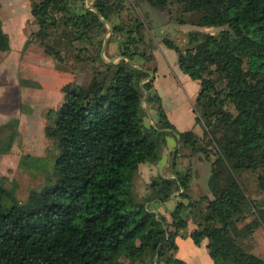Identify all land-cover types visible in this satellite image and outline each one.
Here are the masks:
<instances>
[{"label": "trees", "instance_id": "obj_1", "mask_svg": "<svg viewBox=\"0 0 264 264\" xmlns=\"http://www.w3.org/2000/svg\"><path fill=\"white\" fill-rule=\"evenodd\" d=\"M145 1L160 9L176 4L180 14L197 12L196 24L218 27L216 33L188 31L184 50L163 39L180 68L199 81L193 110L202 133L177 130L169 121L150 77L147 26L134 5L31 0L39 27L33 34L56 67L71 70L64 60L89 62L92 76L86 84L64 85L62 102L46 113L45 135L58 149L50 170L40 165L43 156H24L44 171L42 184L21 200L0 177V264H127L128 252L142 262L150 256V264H188L175 254L177 236L196 244L206 239L213 264H264L241 241L264 226V0ZM106 20L119 36L117 60L100 54ZM8 48L0 19V49ZM149 105L155 120L146 125ZM18 123L15 116L0 123V154L17 139ZM171 134L189 154L204 152L205 138L212 145V196H190L191 166L175 168L177 148L170 151L172 175L152 177L137 194L139 164L158 160ZM177 190L170 218L152 207ZM187 219L193 225L182 232Z\"/></svg>", "mask_w": 264, "mask_h": 264}, {"label": "rangeland", "instance_id": "obj_2", "mask_svg": "<svg viewBox=\"0 0 264 264\" xmlns=\"http://www.w3.org/2000/svg\"><path fill=\"white\" fill-rule=\"evenodd\" d=\"M125 1L137 8L138 14L145 21L147 29L151 28L154 19L159 20L161 18L160 24H163L162 27L167 30L171 28L170 23L172 21L179 22L177 20L179 15L183 19L182 22L190 23L191 29L188 28L186 32L177 30L175 34H172V32L166 31V35L161 36L162 41L165 38L171 39L182 50L188 46V31L199 30L216 33L218 30V27L196 24L198 13L185 12L180 14L179 6L176 4L163 9L152 7L150 11L153 12L147 15L145 0ZM85 2L90 4L91 0H85ZM154 11L158 14L157 17ZM0 19L2 28L9 36V48L7 50L0 49V123L12 116L19 119L17 139L7 153L0 154V177L6 189H13L15 195L22 200L31 188H38L45 177L44 171L37 170L32 165L30 158L34 157L24 158V156H43L44 161L40 165L43 164L44 168L49 171L52 163H54L55 154L58 152L55 139L45 135L44 127L47 122L46 113L48 109H55L62 102L64 85L86 84L92 76V71L90 63L84 61L73 64L71 60H64L60 63L62 66L71 68V70H62L56 67L55 60L46 54L40 45L41 36L33 34L39 27L31 15V0H0ZM106 26L104 38L107 37L108 39L110 35L113 37L110 41H106L102 52L103 58L105 60H117L119 57L115 59L113 54L117 51L115 47L118 44L119 36L108 31V25L106 24ZM26 41L28 42L26 43ZM149 45L151 48L153 47L151 42ZM102 46L103 43L101 49ZM71 65L73 66L71 67ZM146 105L142 101V106L146 107ZM153 122V119L148 118L147 114L145 124L148 125ZM175 143V147L180 152L176 157L175 168H179L184 159L191 166L190 196L193 198L204 194L212 196L208 186L211 162L214 159L212 145L205 138L199 143V146L206 147L203 148L204 152L200 149L189 154L191 151L189 147L184 146L179 140H175ZM135 187L138 195L145 192L142 183H135ZM180 190L174 191L175 194H178ZM169 204L171 203L169 202ZM168 217L170 218V216ZM182 224L181 230L183 232L192 227L193 221L187 219ZM241 241L250 251L264 257L263 225L256 227ZM181 254L189 259L188 264H205L206 260L211 258L206 245L205 247L200 246V250L197 252L182 249ZM149 257L146 255L144 262H142L140 259H133L131 253L128 252L123 257V261L127 264H150Z\"/></svg>", "mask_w": 264, "mask_h": 264}, {"label": "crops", "instance_id": "obj_3", "mask_svg": "<svg viewBox=\"0 0 264 264\" xmlns=\"http://www.w3.org/2000/svg\"><path fill=\"white\" fill-rule=\"evenodd\" d=\"M144 3L146 8L145 10L147 11L146 14L150 15V13L153 12L150 11L152 10V6L148 5L146 1ZM154 13L157 17L158 14L155 11ZM161 21V18L159 20L154 19L151 28H148L145 31L146 41L153 44L152 48L147 47V49L153 55V59L151 61V64L154 66V70L152 71L153 87L160 97V103L169 121L173 123L176 129L180 131L193 129L195 133L200 135L202 133V127L195 121V112L193 110V103L200 89L199 81L197 79L191 78L180 68L177 62L176 50L167 46L161 40V36L164 34L166 35L167 32H172V34H175L177 30L186 32L188 28L191 29V25L190 23L186 22L172 21L170 23L171 28L166 30L162 27L163 24H160ZM115 49L117 50V44ZM113 57L115 59L119 57L117 51L113 54ZM139 63H142V59L137 56L136 64L139 65ZM148 115L153 119V121L155 120V110L150 105L148 107ZM175 140H178L177 135H167L166 144L163 146V150H161L159 159L156 161H147L139 164L134 183H142V188L145 190L146 184L151 180L152 177L160 173L165 176L172 175L173 168L170 165V151L176 148ZM187 164L188 163H186L184 159V161L182 160L180 163L179 168H183ZM191 186L192 185L190 183V187ZM177 198L178 196L175 195L163 202L151 201V204L155 210L165 214L168 217L169 210L174 207ZM169 202L171 204H169ZM175 241L177 243V250L175 253L176 256L185 260L186 262H188L189 259L181 254L182 249L184 251L190 249L194 252H197L200 250V246L205 247L206 245V239H204L200 244H196L189 236H177ZM205 264H213V260L209 258L206 260Z\"/></svg>", "mask_w": 264, "mask_h": 264}, {"label": "water", "instance_id": "obj_4", "mask_svg": "<svg viewBox=\"0 0 264 264\" xmlns=\"http://www.w3.org/2000/svg\"><path fill=\"white\" fill-rule=\"evenodd\" d=\"M91 8H93V7L91 6ZM100 17H101V16H100ZM106 23H107V25H108V31H112V25H111V22L108 21V20H106ZM106 41H107V37L104 38L103 46H102V49H101V52H100V54H101L102 57H103L102 52H103V48H104L105 45H106ZM110 60H112V59H110ZM129 62L132 63L131 60H129ZM152 76H153V73L151 72V73H150V77H152ZM148 118H150L149 115H148ZM178 138H179V137H178ZM172 196H175V192L172 193Z\"/></svg>", "mask_w": 264, "mask_h": 264}]
</instances>
